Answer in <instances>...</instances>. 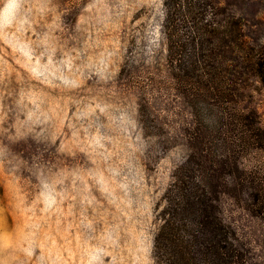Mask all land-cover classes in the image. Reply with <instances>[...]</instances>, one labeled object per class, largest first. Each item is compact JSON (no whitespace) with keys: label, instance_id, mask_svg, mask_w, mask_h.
I'll return each mask as SVG.
<instances>
[{"label":"rangeland","instance_id":"rangeland-1","mask_svg":"<svg viewBox=\"0 0 264 264\" xmlns=\"http://www.w3.org/2000/svg\"><path fill=\"white\" fill-rule=\"evenodd\" d=\"M163 1L0 0V264H153L188 152L177 129L192 118L166 68ZM213 1L264 46V0ZM141 98L156 134L141 126ZM242 105L264 126L260 82ZM245 162L264 183V149ZM221 206L264 264V221L227 196Z\"/></svg>","mask_w":264,"mask_h":264},{"label":"trees","instance_id":"trees-1","mask_svg":"<svg viewBox=\"0 0 264 264\" xmlns=\"http://www.w3.org/2000/svg\"><path fill=\"white\" fill-rule=\"evenodd\" d=\"M163 3L167 72L192 118L177 129L188 152L164 193L153 264H254L221 200L227 196L264 221V183L258 167L245 162L264 149V126L242 105L252 81L264 87V46L249 43L240 18L213 0ZM138 114L150 133L162 130L144 98Z\"/></svg>","mask_w":264,"mask_h":264}]
</instances>
